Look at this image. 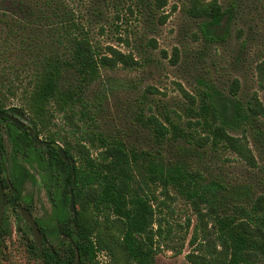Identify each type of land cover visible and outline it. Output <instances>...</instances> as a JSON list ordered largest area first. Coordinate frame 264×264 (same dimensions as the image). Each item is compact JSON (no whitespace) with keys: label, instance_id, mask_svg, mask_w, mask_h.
<instances>
[{"label":"trees","instance_id":"obj_1","mask_svg":"<svg viewBox=\"0 0 264 264\" xmlns=\"http://www.w3.org/2000/svg\"><path fill=\"white\" fill-rule=\"evenodd\" d=\"M135 1L151 13L166 8L170 0ZM85 5L87 14L80 17L73 0H0V55L13 58L15 63L9 64V74L0 75V112L27 110L33 132L49 139L46 147H40L27 132L19 134L21 141L11 132L15 151H22L27 161L37 159L51 176V186L63 187L68 202L72 189L76 205L84 208L75 218L55 203L57 226L51 231L59 242H50L46 236L49 229L39 222L43 242L39 245L30 239L27 254L37 264H104L99 253L105 250L112 256L111 264H157L162 247L183 252L191 226L189 219L181 234L163 215L164 208L172 209L168 199L183 198L199 215L211 201L210 181L204 171L166 166L162 147L169 136L181 134L204 150L233 152L251 167H258L248 136L254 120L264 116V105L258 98L238 105L233 98L226 100L211 90H202L199 98L186 92L188 118L184 119L181 114L179 118L168 113L146 114L145 94L135 118L148 131L151 149L107 131L100 123L104 94L95 91L94 85L104 69H130L142 63L132 50L103 47L91 33V23L101 21L112 0H85ZM234 8H224L218 0H194L188 12L223 26L234 17ZM129 10L134 12L131 6ZM237 85L232 87L234 96L238 95ZM15 97L21 99L22 108L8 105ZM61 117L71 126L70 137L61 127L54 129ZM4 122L10 121L0 119L1 171ZM26 141L29 150L19 146ZM58 141L64 145L67 161L59 152ZM20 167L29 174L23 165ZM10 182L11 202L19 201L23 181ZM159 188L160 195L156 194ZM26 207L32 211L31 205ZM7 221L0 226V249L10 234ZM205 224L190 243L202 237L199 247L210 257L203 260L199 256L196 264H264V195L248 205L236 204L231 214L215 216Z\"/></svg>","mask_w":264,"mask_h":264},{"label":"rangeland","instance_id":"obj_2","mask_svg":"<svg viewBox=\"0 0 264 264\" xmlns=\"http://www.w3.org/2000/svg\"><path fill=\"white\" fill-rule=\"evenodd\" d=\"M192 1L170 0L163 10L149 13V8H139L135 0H112L113 5L105 10L101 21L94 19L91 23V33L103 47L114 45L127 52L132 50L142 63L130 69H104L94 85L95 91L104 94L105 110L100 123L107 131L151 149L148 131L142 129L135 118L145 94L148 96L144 104L146 114L168 113L176 118L181 114L184 119L188 118L186 92L199 98L202 90H211L226 100L233 98L238 105L252 98H258L264 105V0H218L224 8L235 6L234 17L223 26L192 17L188 12ZM73 3L80 11L79 16H86L85 0H73ZM5 28L8 30L7 25ZM6 57L0 55V75L9 74L15 64L13 58ZM236 84L239 90L234 96L232 87ZM21 92L20 85L18 95ZM10 104L22 108L19 97L10 99ZM14 114L32 126L27 110ZM3 125L2 158L4 175L8 177L14 165L8 129L12 133L16 130L8 122ZM60 127L63 134L71 136V126L62 117L56 120L54 129ZM39 136L49 141L45 134ZM248 139L258 167H251L233 152L204 150L181 134L169 136L162 147L166 166L179 170L195 167L204 171L210 181L211 201L199 215L183 198L168 199L172 209L164 208L163 215L181 234L185 233L189 219L191 226L183 252L162 247L156 256L157 264H196L199 256L209 259V253L199 247L202 237L195 244L190 243L191 238L195 234L199 236L202 226L215 216L229 215L234 205H248L252 199L264 195V116L254 120ZM58 144L64 147L61 141ZM36 151H32V156ZM26 166L34 179L24 187L21 206L30 204L35 218L49 229L50 242L58 243V235L50 231L57 226L55 203L62 205L60 209L67 215L70 213L68 200L63 196L64 188L51 186L54 185L51 176L37 159H31ZM47 186L52 187L53 194ZM160 190L157 189L156 194L160 195ZM171 194L176 196L175 192ZM79 210L84 212L81 204H77ZM4 217L10 225V234L1 244L0 264H37L27 254V243L34 239V234L19 209L6 204ZM99 259L104 264L112 263L111 254L105 250L99 253Z\"/></svg>","mask_w":264,"mask_h":264},{"label":"flooded vegetation","instance_id":"obj_3","mask_svg":"<svg viewBox=\"0 0 264 264\" xmlns=\"http://www.w3.org/2000/svg\"><path fill=\"white\" fill-rule=\"evenodd\" d=\"M9 112H11V111H9ZM12 113V112H11ZM16 118H18L20 121H22L24 124H25V128H22L21 126H19L18 124H16L15 122H13V121H11L10 119H8L10 122H12V123H14V125H11L12 126V128H14L16 131H15V136L17 137V139L19 140V141H21L22 140V138L19 136V134L21 133V132H27L28 134H29V137L32 139V137L30 136V132H33V130L31 129V127L30 126H28L27 125V123L25 122V121H23V120H21L19 117H17L15 114H14V112L12 113ZM4 118H6V117H4ZM0 119H2V118H0ZM9 122V123H10ZM4 129V128H3ZM2 129V130H3ZM4 132V131H3ZM34 133V132H33ZM8 134H9V136H10V139H11V141H12V149H13V156H14V165H13V167L11 168V173H10V175L8 176V177H6L5 175H4V171H5V169H4V167H3V171H1V169H0V174H1V178H2V181H3V186H4V191H5V203H4V210H5V206H6V204L7 205H9V206H12V207H14V208H16V209H19V214H20V216H22L23 217V215H22V212H21V209L22 208H27L28 210H29V208L28 207H26L27 205H30V204H26V205H24V206H21V199H22V196L24 195V187L26 186V184L28 183V182H30L31 181V178H30V174H31V172L28 170V168H27V166H26V163L27 162H30V161H27L26 160V158H25V156L23 155V152L22 151H15L16 149V144H15V141H14V137H12L11 136V129L9 130L8 129ZM35 134V133H34ZM3 135H4V133H3ZM33 140V139H32ZM43 140V139H42ZM44 142H46V143H43L42 145H38V144H36L35 142V144L36 145H38V146H40V147H46L47 145H48V141L47 140H43ZM22 149H30L29 147H30V143H28V141H26V143L25 144H21V145H19ZM60 149V148H59ZM1 155H2V153H1ZM21 165H23L27 170H28V172H29V174L28 173H26V171L25 170H23L22 171V169H21ZM13 180V179H20V180H22L23 182H22V185H21V194H20V200L18 201V200H16V201H14L13 200V198H12V202H11V196H12V192H11V188L8 186V184L7 183H10V185H11V182H10V180ZM47 188H48V191L50 192V193H52L53 194V190H52V187H48L47 186ZM73 195V190H72V192H71V195H70V199H69V205H68V211L70 212V213H72L71 212V210H70V203H71V196ZM54 206L56 207V204H54ZM62 206V205H61ZM30 211V210H29ZM31 212V214L33 215V212L32 211H30ZM73 214V213H72ZM74 215V214H73ZM24 218V217H23ZM33 218L36 220V222H37V224H38V226H39V228H40V230H41V237H42V242H43V232H42V227L40 226V224H39V221L35 218V216L33 215ZM7 220V218L6 217H4V213H3V218H2V221H1V224H0V226L2 225V223L4 222V220ZM25 219V218H24ZM25 221H26V219H25ZM27 222V221H26ZM28 223V222H27ZM29 224V223H28ZM29 228L32 230V232H33V228H32V226L29 224ZM50 232H52V231H50ZM33 234H34V232H33ZM53 234V233H52ZM47 237H49V232H48V234L46 235ZM8 237V236H7ZM65 238H68V236L67 235H65ZM34 240L36 241V239H35V236H34ZM37 242V241H36Z\"/></svg>","mask_w":264,"mask_h":264},{"label":"water","instance_id":"obj_4","mask_svg":"<svg viewBox=\"0 0 264 264\" xmlns=\"http://www.w3.org/2000/svg\"><path fill=\"white\" fill-rule=\"evenodd\" d=\"M4 117L15 122L22 128H25V124L22 121H20L18 118H16L11 112L9 111L0 112V118H4ZM30 136L32 137L33 141L38 145H42L43 143H46L42 140V138L39 135L34 134L33 132H30ZM59 152L62 155L63 159L67 161L68 157H67L65 150L63 148H60ZM71 192H72V189H71ZM4 203H5V191H4L3 181L1 178V174H0V224L3 218V213H4ZM70 210L74 214V217L77 218L78 212H77V205H76L74 195L71 196ZM21 212H22L23 217L26 219V221L32 226L36 241L38 242L39 245H41L42 244L41 230L36 220L33 218V215L27 208H22ZM79 256H80L79 251L76 250V261H78Z\"/></svg>","mask_w":264,"mask_h":264}]
</instances>
